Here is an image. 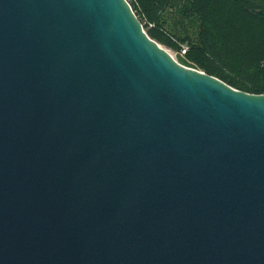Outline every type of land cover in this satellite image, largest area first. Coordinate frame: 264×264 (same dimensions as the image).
Here are the masks:
<instances>
[{
	"label": "water",
	"instance_id": "1",
	"mask_svg": "<svg viewBox=\"0 0 264 264\" xmlns=\"http://www.w3.org/2000/svg\"><path fill=\"white\" fill-rule=\"evenodd\" d=\"M0 264H264V94L127 0H0Z\"/></svg>",
	"mask_w": 264,
	"mask_h": 264
},
{
	"label": "trees",
	"instance_id": "2",
	"mask_svg": "<svg viewBox=\"0 0 264 264\" xmlns=\"http://www.w3.org/2000/svg\"><path fill=\"white\" fill-rule=\"evenodd\" d=\"M150 38L238 90L264 94V0H184L177 23L165 14L178 0H127ZM183 1V0H181ZM183 2V3H184Z\"/></svg>",
	"mask_w": 264,
	"mask_h": 264
},
{
	"label": "rangeland",
	"instance_id": "3",
	"mask_svg": "<svg viewBox=\"0 0 264 264\" xmlns=\"http://www.w3.org/2000/svg\"><path fill=\"white\" fill-rule=\"evenodd\" d=\"M184 0H178V4L174 7H169L168 8V12L165 14V19L167 20L168 24H171L172 20L175 22L176 27L181 28V30L183 31L184 29H189V30H194L195 27V23L191 22L189 19H183L182 23H177V14L180 13V9L182 8L183 5H185ZM162 47H164L170 54L174 55L176 53L175 50L160 44ZM187 49V45H181V49Z\"/></svg>",
	"mask_w": 264,
	"mask_h": 264
},
{
	"label": "built area",
	"instance_id": "4",
	"mask_svg": "<svg viewBox=\"0 0 264 264\" xmlns=\"http://www.w3.org/2000/svg\"><path fill=\"white\" fill-rule=\"evenodd\" d=\"M142 25H143V24H142ZM185 50H186V49L182 48L179 52H180L182 55H184V54H185Z\"/></svg>",
	"mask_w": 264,
	"mask_h": 264
}]
</instances>
